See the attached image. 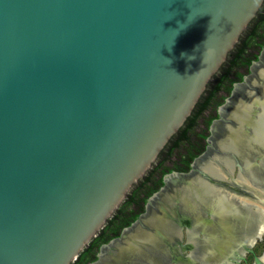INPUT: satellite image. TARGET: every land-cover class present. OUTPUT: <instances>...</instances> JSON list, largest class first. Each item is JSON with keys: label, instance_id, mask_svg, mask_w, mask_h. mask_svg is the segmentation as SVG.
<instances>
[{"label": "water", "instance_id": "water-1", "mask_svg": "<svg viewBox=\"0 0 264 264\" xmlns=\"http://www.w3.org/2000/svg\"><path fill=\"white\" fill-rule=\"evenodd\" d=\"M263 3L0 0V264H72L184 125ZM263 72L264 47L219 107L217 140L189 172L167 175L147 208L172 191L169 179L216 181L197 165Z\"/></svg>", "mask_w": 264, "mask_h": 264}, {"label": "bare ground", "instance_id": "bare-ground-1", "mask_svg": "<svg viewBox=\"0 0 264 264\" xmlns=\"http://www.w3.org/2000/svg\"><path fill=\"white\" fill-rule=\"evenodd\" d=\"M263 73L253 87L239 94L234 109L227 114L235 120L225 124L215 150L197 165L216 181L198 176L186 182L177 181L172 191L158 198L149 214L122 240L103 250L97 264H168L176 258L175 264H229L227 258L235 250L241 251L238 244L263 232L264 208L249 195L264 194ZM255 156L259 157L258 164L254 163ZM235 161L241 168L234 180L229 167ZM206 212L211 214L207 222L201 220ZM182 215L190 220L187 243L191 248L186 258L173 255L185 248L173 247L178 236L176 220ZM200 229L204 245L196 237Z\"/></svg>", "mask_w": 264, "mask_h": 264}, {"label": "trees", "instance_id": "trees-1", "mask_svg": "<svg viewBox=\"0 0 264 264\" xmlns=\"http://www.w3.org/2000/svg\"><path fill=\"white\" fill-rule=\"evenodd\" d=\"M263 40L264 3L241 34L235 47L228 52L227 59L219 71L207 84L192 114L160 152L157 158L158 162L154 163V167L152 166L145 176L132 187L119 208L108 219L105 226L90 240L89 244L72 264H86L90 253H94L95 246L98 247L110 238L118 236L120 227L129 225L136 218L137 214H134L133 206H141L140 204H143L146 198L162 185V176L157 177L160 172L164 174L174 169L176 171L187 170L191 159L196 155L192 154V149L196 148L200 143L198 139L200 137V129H198L200 124L198 120L202 118L205 110L210 109L211 112L215 109V105L221 103L220 100L224 97L222 93L230 92L229 90H231L233 82L243 79L244 73H241L242 70L245 67L247 68L252 60L256 59L257 55L254 51L264 43ZM212 119H215V116L210 114L208 118L203 119V124L206 126L210 125ZM168 161H171L172 167L164 166ZM180 163H183L185 166H181ZM159 169L160 171L158 172Z\"/></svg>", "mask_w": 264, "mask_h": 264}, {"label": "flooded vegetation", "instance_id": "flooded-vegetation-1", "mask_svg": "<svg viewBox=\"0 0 264 264\" xmlns=\"http://www.w3.org/2000/svg\"><path fill=\"white\" fill-rule=\"evenodd\" d=\"M263 42H264V40H263ZM263 47H264V43L261 46H258L257 49L254 51V53L257 55V57H256L255 60H252L250 62V65H248L247 68L245 67L242 70L241 73H244V76L249 72V68L252 65V63L257 60V58L259 56V53L261 52ZM241 81L233 82L232 85H231L232 86L231 90L233 89V85L235 83H238V82H241ZM231 90H229L230 92H228V93L227 92H225V93L223 92L222 93V95L224 97H223V99L220 100L221 103L218 104V105H215L214 106L215 109L212 110L211 112H209L207 116H204V113L207 110H210V109H207V110H205L203 112V114H202V118L203 119L208 118L210 114L215 116V119L211 120L210 125L206 126L204 124L203 128H200L201 130L203 129L202 131L199 130L200 137L198 139H199L200 143H199V145L196 146V148L192 149V154H196V155H195V157H193L191 159L187 170L186 171H176L174 169V170L168 171L167 173H164V174H162L160 172L159 175H157V177L159 178V176H162V185L159 186L158 189L155 192L159 191L160 188L164 186V182L166 180L167 175L171 176V174H174V172L175 173H179V174H186L187 172H189L192 169L191 166H192L193 161L197 157L203 155L207 151L208 147H210L209 139L213 136V134H215V136H216L215 140H217V137L219 135V134H216L218 127L215 126V127L212 128L213 121L215 122V120H217L219 118V107L222 104L225 103V99L230 95ZM219 128L222 129L221 127H219ZM220 129H218V130H220ZM197 149H198V151H197ZM255 161H256L255 164H258V158ZM180 165L181 166H185L183 163H180ZM171 167H172V165H171ZM238 169L239 168L237 166H235L233 174L230 175L232 178H234V180L236 179L235 177L237 175ZM176 183H177V180H174V179H169L168 180V185H176ZM233 186L236 187L235 189L240 192L241 189L238 188V185L235 182L233 183ZM155 192H153L150 196H148L146 198L145 202L143 204H140L141 206H139V207L135 206V205L133 206L134 214H137L136 218L129 225H125L123 227H120V230H119V233H118L119 235L115 236V237H119L121 235V233L123 232V229L129 227L132 223L138 221L137 224H139V221L141 222L142 219L149 214L150 208L153 205H149L148 208H147L146 204L148 202V199ZM249 195H250L251 198H253L255 200L256 204L261 203V201H260V199H258V197H260V198L264 197V194H262V193L260 195H258V196H254L253 193L251 192ZM259 205L263 206L262 203L259 204ZM160 208H162V207H160ZM245 208H246V206H245ZM263 208H264V206H263ZM210 218H211V214L206 212V214H203V216L201 217V220L207 222V220H210ZM179 219H181L180 222H182L181 223V236H177V238L175 239V241L173 243L174 244L173 247L184 246L185 248H183L178 253H174L173 255H175L176 257H180V258H186L188 256V254L190 253V248H191V246L187 243V228H188V226L190 224V220H189L188 216H184V215H182ZM196 234H197L196 235L197 239L201 242V244H203L205 242L204 233L200 229V230H198V233H196ZM115 237L110 238L108 241H105V243H101L98 247L95 246V248L93 250L94 253H92V254L90 253V257H89L88 261L86 262V264H91L92 262L97 260L100 248L103 245H107L109 243V241H111ZM238 245L241 248V251L235 250V252L233 253V256H231L230 258H227V261L229 262V264H257L256 261H255L256 257L260 260L259 264H264V261L262 260V257L264 255V225H263V232L261 231V234H259L258 236H254L253 239L250 238L247 242H241ZM176 259H170L168 264H175ZM195 264H199V263H195Z\"/></svg>", "mask_w": 264, "mask_h": 264}, {"label": "rangeland", "instance_id": "rangeland-1", "mask_svg": "<svg viewBox=\"0 0 264 264\" xmlns=\"http://www.w3.org/2000/svg\"><path fill=\"white\" fill-rule=\"evenodd\" d=\"M209 112H210V110H207V111L204 113V116H207ZM198 122H199V124H200V126H199L198 129L203 128V125H204V124H203V118H202V119L200 118V119L198 120ZM200 130H201V129H200ZM173 158H174V157H173ZM173 158H172V159H173ZM157 162H158V160L155 162V164H156ZM155 164H154V165H155ZM154 165H152V166L154 167ZM171 165H172L171 161H168V162H166V163L164 164V166H168V167H171ZM160 169H161V168H160ZM160 169L158 170V172L160 171ZM158 175H159V174H158ZM178 247H179V246H178ZM259 251H260V250H259ZM259 251H258V252H259Z\"/></svg>", "mask_w": 264, "mask_h": 264}]
</instances>
